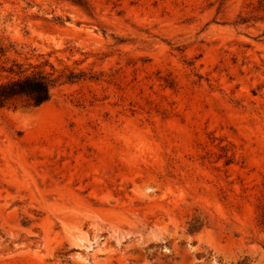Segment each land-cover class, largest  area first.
<instances>
[{
	"label": "rangeland",
	"instance_id": "1",
	"mask_svg": "<svg viewBox=\"0 0 264 264\" xmlns=\"http://www.w3.org/2000/svg\"><path fill=\"white\" fill-rule=\"evenodd\" d=\"M84 1L0 0V264H264V0Z\"/></svg>",
	"mask_w": 264,
	"mask_h": 264
},
{
	"label": "trees",
	"instance_id": "2",
	"mask_svg": "<svg viewBox=\"0 0 264 264\" xmlns=\"http://www.w3.org/2000/svg\"><path fill=\"white\" fill-rule=\"evenodd\" d=\"M71 1L86 8L84 0ZM243 20L242 17H239L238 21ZM58 78L59 75L54 74L52 70L35 69L0 81V105L11 103L15 100H24L30 105H38L48 99L51 87ZM256 225L260 231L264 232V199L259 204ZM261 245L264 246V239L261 241Z\"/></svg>",
	"mask_w": 264,
	"mask_h": 264
}]
</instances>
